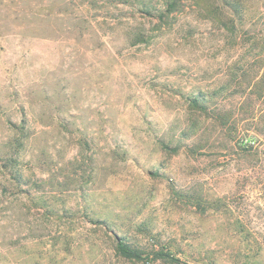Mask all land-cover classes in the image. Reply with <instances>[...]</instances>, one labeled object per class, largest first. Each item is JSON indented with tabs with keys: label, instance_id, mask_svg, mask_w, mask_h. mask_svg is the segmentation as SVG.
I'll list each match as a JSON object with an SVG mask.
<instances>
[{
	"label": "rangeland",
	"instance_id": "1",
	"mask_svg": "<svg viewBox=\"0 0 264 264\" xmlns=\"http://www.w3.org/2000/svg\"><path fill=\"white\" fill-rule=\"evenodd\" d=\"M169 1L0 0V264H264V0Z\"/></svg>",
	"mask_w": 264,
	"mask_h": 264
},
{
	"label": "trees",
	"instance_id": "2",
	"mask_svg": "<svg viewBox=\"0 0 264 264\" xmlns=\"http://www.w3.org/2000/svg\"><path fill=\"white\" fill-rule=\"evenodd\" d=\"M168 5V12L174 11L177 7V2L176 0H171L167 3ZM192 106L195 107L198 110H203L206 111L207 108L203 106L198 100L192 101ZM117 253L122 256L123 258L131 261H144L147 259L145 257V252H143L140 249L133 248L130 244H128L125 240L119 239L117 243ZM157 258H162V259H171L174 261V258L171 256V254L166 253V252H158L156 254ZM179 261V260H176Z\"/></svg>",
	"mask_w": 264,
	"mask_h": 264
}]
</instances>
